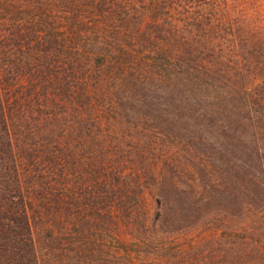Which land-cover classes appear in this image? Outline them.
Masks as SVG:
<instances>
[{
    "label": "trees",
    "instance_id": "obj_1",
    "mask_svg": "<svg viewBox=\"0 0 264 264\" xmlns=\"http://www.w3.org/2000/svg\"><path fill=\"white\" fill-rule=\"evenodd\" d=\"M0 264H264V0H0Z\"/></svg>",
    "mask_w": 264,
    "mask_h": 264
}]
</instances>
